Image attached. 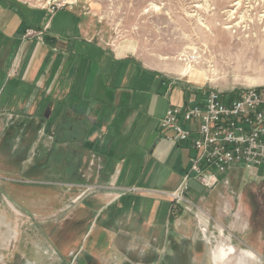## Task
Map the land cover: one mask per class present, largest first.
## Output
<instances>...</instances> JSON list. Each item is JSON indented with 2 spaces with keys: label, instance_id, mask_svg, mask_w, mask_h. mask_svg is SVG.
Segmentation results:
<instances>
[{
  "label": "crops",
  "instance_id": "1",
  "mask_svg": "<svg viewBox=\"0 0 264 264\" xmlns=\"http://www.w3.org/2000/svg\"><path fill=\"white\" fill-rule=\"evenodd\" d=\"M90 2L76 0L69 9L81 20L76 30L51 32L48 24L40 25L34 18L35 12L45 10L0 0V113L28 117V133H33L28 166L38 168L32 172L34 178L72 187L53 196L57 204L69 195L74 198L72 219L66 223L72 234L60 236L55 245L43 234L28 237L26 264H146L144 259L124 258L129 253L137 256L128 246L151 244L147 254H158L157 248L166 245L163 228L176 223L174 211L180 209L181 216L192 213L176 207L169 194L191 170L196 151L191 143L166 140L173 133L162 131L160 121L170 107L201 103L206 94L150 65L134 48L98 43L91 12L86 13L94 8L88 7ZM30 30L35 34L29 36ZM37 151L48 152L47 158L35 159ZM234 178L264 181V168L255 172L236 168L216 186L195 181L204 191L192 189L190 197L204 202L221 186L229 191ZM10 194L8 207L0 206V213L9 216L15 204V193ZM53 197L28 192V201ZM233 199V192H227L220 211L224 216L234 209L228 227L241 245L236 248L234 239L224 237L226 225L221 221L217 231L222 240L217 244L234 247L235 254L226 261L250 251L260 262L264 222L243 221L244 207L239 202L234 206ZM106 212L113 214L96 234V220ZM89 220V228L75 242L76 228ZM198 221L203 241L209 244L210 222ZM3 254L14 258L11 264H25L21 255L16 257V240L0 244ZM147 260L154 264L159 258Z\"/></svg>",
  "mask_w": 264,
  "mask_h": 264
},
{
  "label": "rangeland",
  "instance_id": "2",
  "mask_svg": "<svg viewBox=\"0 0 264 264\" xmlns=\"http://www.w3.org/2000/svg\"><path fill=\"white\" fill-rule=\"evenodd\" d=\"M9 1L45 10L49 15L35 12L34 18L39 19L40 25L48 24L51 32L74 31L81 21L69 11L77 5L76 0ZM63 3H67L64 9L55 13L51 11L55 4ZM89 4L88 7L92 5L95 9L84 11L91 12L94 29L99 32L96 36L98 43L134 48L150 65L166 69L176 79L189 81L200 92L206 94L209 90H216L231 96L241 90L264 87V0H91ZM190 67L195 69L190 76L184 78L178 74L181 69ZM31 134L28 133V117L0 113V206L8 207V196L15 193L10 216L0 213V223L4 225V229L0 228V244L16 240V257L21 255L24 263L28 261V237L35 239L43 234L55 245L60 236L72 234L66 223L72 219L74 199L69 195L59 199L61 202L57 204L58 198L53 196L65 187L70 190L72 187L34 178L32 172L38 168L28 166ZM40 153L37 151L34 158L38 161L47 158L48 152ZM190 185L191 191H204L194 180ZM31 191L53 199L28 201V192ZM227 192H233L234 206L238 202L243 205V221L254 225L264 222V181L234 178L229 191L221 186L207 195L204 202L195 200L199 209L192 213L181 216V210L177 208L174 211L176 223L163 228L161 236L166 238V245L157 248L158 254H147L151 244L140 246L135 242L128 247L139 254L134 252L137 256H132L129 253L124 258L144 259L146 264L151 258H159L154 264H215L212 252L222 240L220 230L217 231L218 222L226 225L224 237L234 239L236 248L241 245L238 236L228 227L234 221V209L224 216L220 211ZM112 214L106 212L97 218L96 234ZM201 219L210 222L209 244L203 241L198 221ZM90 222L76 228L75 242L80 240ZM6 254L0 255V264L13 262L14 258L9 259ZM224 264H264V257L259 262V257L249 260L245 255H237Z\"/></svg>",
  "mask_w": 264,
  "mask_h": 264
},
{
  "label": "built area",
  "instance_id": "3",
  "mask_svg": "<svg viewBox=\"0 0 264 264\" xmlns=\"http://www.w3.org/2000/svg\"><path fill=\"white\" fill-rule=\"evenodd\" d=\"M66 5L55 4L51 11L55 13ZM34 34L28 32L29 36ZM160 128L173 133L166 140L191 143L196 151L191 170L169 197L176 207L199 209L190 197L192 180L207 187L216 186L219 178L236 168L248 172L264 168V87L241 90L231 96L209 90L201 103L170 107ZM209 178L212 183H208Z\"/></svg>",
  "mask_w": 264,
  "mask_h": 264
},
{
  "label": "bare ground",
  "instance_id": "4",
  "mask_svg": "<svg viewBox=\"0 0 264 264\" xmlns=\"http://www.w3.org/2000/svg\"><path fill=\"white\" fill-rule=\"evenodd\" d=\"M195 69L192 67L190 68H183L181 69L178 74L184 77L190 76ZM216 77V76H215ZM234 253V247L230 245H224L223 243L219 244L215 251H214V263L215 264H224L226 260ZM246 258L249 260L257 259L258 256L254 252L245 251Z\"/></svg>",
  "mask_w": 264,
  "mask_h": 264
},
{
  "label": "trees",
  "instance_id": "5",
  "mask_svg": "<svg viewBox=\"0 0 264 264\" xmlns=\"http://www.w3.org/2000/svg\"><path fill=\"white\" fill-rule=\"evenodd\" d=\"M56 155V154H55Z\"/></svg>",
  "mask_w": 264,
  "mask_h": 264
}]
</instances>
